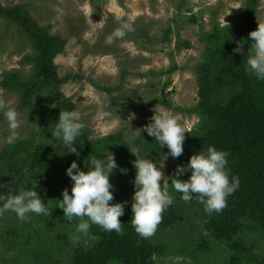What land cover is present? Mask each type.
Segmentation results:
<instances>
[{"label":"rangeland","instance_id":"rangeland-1","mask_svg":"<svg viewBox=\"0 0 264 264\" xmlns=\"http://www.w3.org/2000/svg\"><path fill=\"white\" fill-rule=\"evenodd\" d=\"M0 5L22 6L39 27H47L51 35L65 42L54 64L59 77H72L60 88L73 106L71 111L77 113L90 140L121 134L124 146L115 144L111 153L119 166L111 175L112 181L120 182L123 177L134 180L130 177L135 173V156L130 152L133 148H139V155L156 163L163 173L160 183L173 196L170 207H174L176 221L168 228H157L147 238L161 248L153 256V264H232L234 252L205 228L208 213L203 205L196 197L185 203L172 187L173 178L186 181L190 176V172L175 175L177 166H184L180 157L173 164L167 147L145 153L155 139L142 129L151 122L154 108L128 111L120 106L167 100L170 106L163 108L182 115L186 140L199 122L196 114L188 112L198 102L197 69L226 35L245 26L248 1L0 0ZM255 10L253 31L258 24H264V0H257ZM123 24L131 25L133 30L117 39L114 33ZM31 41L16 24L0 16V100L18 114V142L32 138L35 145L44 142L45 124L40 126L28 108L19 107L18 94L1 86L7 75L17 76L22 82L36 76L39 60ZM250 43L247 38L242 51L249 53ZM113 99H117V104ZM0 117L1 156L9 146L6 137L10 133L2 113ZM54 140L50 138L46 143L56 145L58 140ZM185 151L183 143L182 159ZM187 155L189 160L191 154ZM120 158L127 161L125 173L119 170L125 169ZM7 163L0 161V195L5 196L23 190L27 179L26 168L23 172L7 170ZM16 166L19 168L20 164ZM43 179L54 181L56 172ZM131 187L121 200L127 202V207H131L135 190ZM37 194L45 204L48 202V197ZM79 222L74 218L71 223L65 219L60 223L57 218L44 219L36 214H29L21 222L14 213L6 212L0 216V264H73L76 254L93 244L91 226L88 235L73 246L70 236ZM243 226L235 238L250 250L238 255L237 264H258L264 260V231L247 223ZM58 235L65 239L57 240Z\"/></svg>","mask_w":264,"mask_h":264},{"label":"trees","instance_id":"trees-1","mask_svg":"<svg viewBox=\"0 0 264 264\" xmlns=\"http://www.w3.org/2000/svg\"><path fill=\"white\" fill-rule=\"evenodd\" d=\"M247 1L245 26L226 35L220 44L208 52L204 64L197 69L198 102L192 110L187 111L196 114L199 122L184 141V159L180 156V162L185 165L188 163L187 154L206 151L209 146L229 153L226 169L230 180L232 176L239 177V188L227 198V206L220 213L207 215L205 228L214 239L224 242L234 252L230 258L232 264L238 263L239 254L250 250L235 238L243 230L244 223L264 231V81L257 80L246 71L248 52L233 51L253 31L257 0ZM0 16L16 24L32 39V47L39 60L36 76L31 81L22 82L17 76L7 75L1 86L18 94L19 107L28 108L31 118H35L40 126L45 124L47 129L44 142L34 145L30 138L9 145L1 154L0 161L8 162L7 170L20 172L26 168L27 179L24 180L23 190L34 187V191L48 197L45 205L49 208V215L40 217L57 218L63 223V211L57 206L58 200L62 199V191H71L72 182L66 175V169L75 161L81 170L86 171L90 168L92 158L106 159L107 155L114 152L115 144L124 146L121 134L94 141L89 139L88 132L83 129L74 145L79 156L66 152L59 140L56 145H48L46 142L53 138L51 133L59 112L73 109L70 101L60 92L61 86L72 77H59L54 64L55 57L63 52L65 42L58 39L57 35H51L47 27H39L22 6L3 8L0 5ZM113 103L117 104V99H113ZM161 106L169 107L170 103L167 100H151L146 104H123L120 107L129 111ZM153 142L146 149V154L166 149V146L159 148L157 141ZM170 158L173 164L177 160L171 156ZM120 160L127 170V161L122 158ZM17 163L20 164L19 168ZM53 171L56 172L54 181L43 179ZM111 175L109 181L114 188L111 203H123L121 200L125 191L132 188L133 179L123 177L122 181L113 182ZM134 176L135 173L130 175ZM42 182L44 184L41 185ZM173 210L174 207L169 206L164 211L157 228H168L175 223ZM130 218L131 207L125 205L124 215L119 217L124 229L123 235L114 231L109 233L92 225L90 235L93 237V244L76 254L73 264H153L152 258L161 248L138 236L131 226ZM56 239L63 241L65 237L58 235ZM258 264H264V260Z\"/></svg>","mask_w":264,"mask_h":264},{"label":"clouds","instance_id":"clouds-1","mask_svg":"<svg viewBox=\"0 0 264 264\" xmlns=\"http://www.w3.org/2000/svg\"><path fill=\"white\" fill-rule=\"evenodd\" d=\"M132 30L131 25L123 24L121 29L115 31L114 36L121 39L126 32ZM248 39L251 43L246 71L257 80L264 81V24H258L257 29L248 34ZM244 43L245 41L241 40L233 51L240 53ZM0 113L3 114L9 128L10 134L6 137V142L13 145L21 139L18 134V129L21 127L18 114L2 100H0ZM132 118L134 117H129ZM181 121L180 113L173 114L162 106L156 107L151 122L145 125L142 131L154 137L159 148L166 146L168 155L175 159L183 154V143L187 132ZM83 128L84 124L80 122L76 112L62 111L59 112L51 136L62 142L66 152L79 156V151L74 145ZM138 131L140 133V130ZM130 152L135 156L132 162L135 169L132 181L135 190L131 204V226L138 236L147 239L155 234L162 221V214L174 201L169 191L162 189L160 182L163 180V173L157 164L141 157L139 148H133ZM228 156L229 153L219 151L212 146L206 151L191 155L186 165L177 166L175 173L178 177L190 172V176L186 181L173 178L171 183L174 191L181 195L185 203H190L196 197L204 206L206 213H220L227 206V198L239 188L240 184L238 176L229 179V172L226 169ZM118 168L111 154L107 159L92 158L90 168L86 171L81 170L75 161L66 169V175L72 182L71 194L67 189L63 190L57 208L62 209L63 217L68 223L74 218L80 221L75 225V232L70 236L73 246L79 243L81 237L88 235L92 225L109 233L114 231L118 235L124 234L119 217L124 215L127 202L111 203L114 199V188L109 176ZM119 170L122 173L126 172L125 169ZM33 188L20 190L15 195H0V216L12 212L18 220L25 222L29 214L49 215V209Z\"/></svg>","mask_w":264,"mask_h":264}]
</instances>
